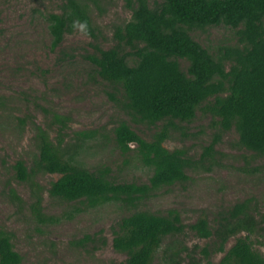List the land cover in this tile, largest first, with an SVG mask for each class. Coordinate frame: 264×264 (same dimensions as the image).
Wrapping results in <instances>:
<instances>
[{
    "label": "rangeland",
    "instance_id": "374dc122",
    "mask_svg": "<svg viewBox=\"0 0 264 264\" xmlns=\"http://www.w3.org/2000/svg\"><path fill=\"white\" fill-rule=\"evenodd\" d=\"M81 1L90 6L97 37L77 28L53 47L49 15L61 11L62 0H0V226L14 233L22 264H113L126 257L113 246V232L123 216L137 210L166 215L175 209L185 231L163 238L153 264H167L164 250L169 245L188 247L182 264H190V255L202 264L219 262L236 237L220 251L214 238L198 236L190 225L206 215L216 227L221 213L247 198L264 212V153L240 145L237 130L223 129L202 107L190 121L152 124L141 119L128 106L121 85L104 80L88 59L95 45L109 48L117 42L116 30L130 19L131 10L125 0ZM162 4L152 0L154 7ZM237 30L224 23L190 27L191 35L213 54L240 45ZM123 53L130 64L137 63L132 47L125 45ZM177 60L188 69L187 58ZM121 121L147 140L166 125L164 145L184 149L187 178L134 201L114 198L92 204L52 196L51 183L59 174L40 173L34 180L41 186L44 216L38 218L31 209L33 187L18 180L13 168L19 159L31 166L38 155V125L54 141L63 139L74 147L82 167L116 183L150 182L154 167L143 160L138 145L125 150L116 140L114 130ZM250 239L264 255V236L256 233Z\"/></svg>",
    "mask_w": 264,
    "mask_h": 264
},
{
    "label": "trees",
    "instance_id": "16d2710c",
    "mask_svg": "<svg viewBox=\"0 0 264 264\" xmlns=\"http://www.w3.org/2000/svg\"><path fill=\"white\" fill-rule=\"evenodd\" d=\"M131 17L116 30V43L109 48L95 45L88 59L106 81L120 84L128 106L141 119L152 124L166 119L192 120L198 108L218 118L223 129L234 127L239 144L264 153V0H125ZM52 46H59L67 33L85 25L84 31L97 37L90 6L81 0H62L61 11L49 15ZM231 25L238 28L240 45L225 47L213 54L190 33L193 25ZM141 44L144 46L140 47ZM134 49L138 57L130 64L123 47ZM177 57L187 58L184 70ZM120 146L129 150L136 143L143 160L154 167L149 183H116L82 167L64 140L54 141L48 130L36 127L39 153L29 166L19 159L13 166L20 181L33 187V213L42 219L43 195L34 179L40 173L59 174L51 183L50 194L68 201L87 200L92 204L123 199L134 201L163 185L185 180L187 159L182 148L170 150L164 142L169 130L164 125L151 140L136 132L126 121L115 127ZM82 134H89L82 132ZM211 227L206 215L192 225L198 236L214 238L217 250L225 251L228 240L234 244L215 264H264V255L253 247L250 236H264V212L253 198L236 203L217 217ZM186 225L180 213L166 215L137 210L123 216L114 229L113 246L125 259L113 264H153L163 238L181 234ZM246 233V234H244ZM14 233L0 226V264H22L15 249ZM187 246H167V264H182ZM209 256L210 251L204 248ZM190 264H202L190 255Z\"/></svg>",
    "mask_w": 264,
    "mask_h": 264
},
{
    "label": "clouds",
    "instance_id": "9594fccd",
    "mask_svg": "<svg viewBox=\"0 0 264 264\" xmlns=\"http://www.w3.org/2000/svg\"><path fill=\"white\" fill-rule=\"evenodd\" d=\"M73 27H79L81 31L84 30L85 25L79 24V22H74Z\"/></svg>",
    "mask_w": 264,
    "mask_h": 264
}]
</instances>
